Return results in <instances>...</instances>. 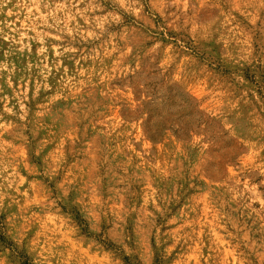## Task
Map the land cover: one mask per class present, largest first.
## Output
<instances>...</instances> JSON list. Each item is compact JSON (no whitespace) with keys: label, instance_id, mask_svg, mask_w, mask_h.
<instances>
[{"label":"rangeland","instance_id":"1","mask_svg":"<svg viewBox=\"0 0 264 264\" xmlns=\"http://www.w3.org/2000/svg\"><path fill=\"white\" fill-rule=\"evenodd\" d=\"M0 264H264V0H0Z\"/></svg>","mask_w":264,"mask_h":264}]
</instances>
